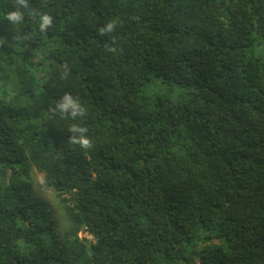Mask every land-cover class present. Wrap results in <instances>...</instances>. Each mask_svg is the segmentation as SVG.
I'll use <instances>...</instances> for the list:
<instances>
[{"label":"trees","instance_id":"trees-1","mask_svg":"<svg viewBox=\"0 0 264 264\" xmlns=\"http://www.w3.org/2000/svg\"><path fill=\"white\" fill-rule=\"evenodd\" d=\"M27 4L0 0V264H264V0Z\"/></svg>","mask_w":264,"mask_h":264},{"label":"clouds","instance_id":"clouds-1","mask_svg":"<svg viewBox=\"0 0 264 264\" xmlns=\"http://www.w3.org/2000/svg\"><path fill=\"white\" fill-rule=\"evenodd\" d=\"M17 3L22 5L23 7L27 8V0H17ZM24 18V13H22L18 8L15 11L8 12L6 16V20L11 22L12 24L19 23ZM40 19L42 20V23L39 25L40 30L44 31L48 27H50L53 23V18L48 14H41ZM115 28V24L112 22H109L106 26V28L100 29L101 34L111 33L113 29ZM59 110V113L62 115L67 116L69 112L71 113V118L75 119L77 116H84L86 114V109L81 106V104L77 101H74L69 94H65L63 97V100L59 102L56 105V108L53 109L54 112H57ZM70 131L74 133H79L80 138L76 139L75 136H73L70 140L71 144H78L82 149H90L92 147L91 140L84 135V133L87 132V128L85 127H79L77 125H72L69 128Z\"/></svg>","mask_w":264,"mask_h":264},{"label":"rangeland","instance_id":"rangeland-1","mask_svg":"<svg viewBox=\"0 0 264 264\" xmlns=\"http://www.w3.org/2000/svg\"><path fill=\"white\" fill-rule=\"evenodd\" d=\"M32 176L33 179L35 180V185H36L35 188L38 195L43 199L50 201L53 205L54 195L51 191L44 188L42 175L35 172ZM81 236L86 237V234H81ZM89 238L92 239L90 236Z\"/></svg>","mask_w":264,"mask_h":264}]
</instances>
